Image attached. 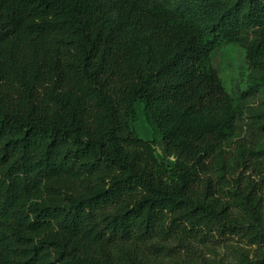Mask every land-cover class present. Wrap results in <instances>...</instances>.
I'll return each instance as SVG.
<instances>
[{"label": "trees", "instance_id": "obj_1", "mask_svg": "<svg viewBox=\"0 0 264 264\" xmlns=\"http://www.w3.org/2000/svg\"><path fill=\"white\" fill-rule=\"evenodd\" d=\"M180 1L0 0V264H218L198 247L234 239L259 252L236 264H264L211 64L237 44L264 75V0ZM138 103L173 165L133 130Z\"/></svg>", "mask_w": 264, "mask_h": 264}, {"label": "rangeland", "instance_id": "obj_2", "mask_svg": "<svg viewBox=\"0 0 264 264\" xmlns=\"http://www.w3.org/2000/svg\"><path fill=\"white\" fill-rule=\"evenodd\" d=\"M147 3H173L179 8L180 0H144ZM211 64L218 72L222 85L230 96L233 108L237 115V130L235 136L224 148L228 157L236 159L227 170L222 171L227 175L236 188L241 190H256L262 200V213L264 224V182L254 170V161L263 160L258 154L264 153V92L262 88L255 92L264 81V75L256 76L248 62L247 50L237 44L223 43L211 54ZM136 119L132 123L133 130L144 140H155L157 153L164 158L165 163L173 165L175 159L164 155L162 136L155 128L149 112L143 104L136 105ZM236 157V158H235ZM164 167H159V173L171 182L174 177L164 172ZM214 175L212 171L208 173ZM238 189V188H237ZM198 255L203 260L218 264H236L240 254L248 252L250 257L256 256L258 250L248 247L239 239L231 240L219 247H198Z\"/></svg>", "mask_w": 264, "mask_h": 264}]
</instances>
